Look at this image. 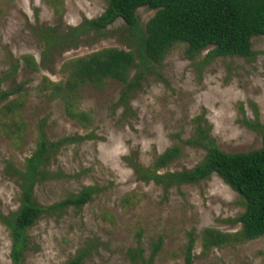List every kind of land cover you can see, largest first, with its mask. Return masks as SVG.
Returning <instances> with one entry per match:
<instances>
[{
  "label": "rangeland",
  "instance_id": "obj_1",
  "mask_svg": "<svg viewBox=\"0 0 264 264\" xmlns=\"http://www.w3.org/2000/svg\"><path fill=\"white\" fill-rule=\"evenodd\" d=\"M106 0H0V82L2 90L19 88L9 101L21 108L7 116L0 104V214L11 217L20 206V173L37 148L40 131L48 144L64 137L83 141L48 154L33 197L44 208L92 189L82 208L48 209L28 229L29 245L21 264H65L83 253V264H131L128 250L141 247L149 256L162 239L153 264H183L186 234L193 232V264H264V235L243 245L202 253L200 232L210 227L232 233L244 211L239 195L213 175L197 184L156 185L143 180L147 169L167 148L196 137V119L208 128L215 145L229 154L259 149L264 127V37L251 40L252 55L195 60L176 45L159 65L145 63L144 79L123 107L122 84L107 81L103 90L86 87L77 108L91 117L89 127L69 120L60 100L39 90L44 78L62 83V65L93 52L134 50L120 20L100 34L47 51L43 31L64 34L99 17ZM137 11L141 31L154 15ZM56 32V33H55ZM32 57L36 70L27 67ZM132 71L130 77L134 75ZM182 146V156L160 174L190 170L200 164L201 147ZM9 232L0 223V264H11Z\"/></svg>",
  "mask_w": 264,
  "mask_h": 264
},
{
  "label": "trees",
  "instance_id": "obj_2",
  "mask_svg": "<svg viewBox=\"0 0 264 264\" xmlns=\"http://www.w3.org/2000/svg\"><path fill=\"white\" fill-rule=\"evenodd\" d=\"M104 12L97 18L85 20L64 34H53V30L43 31L47 51L58 45L76 44V40L89 33L100 34L116 21L124 23L132 37L137 38L134 50L106 48L87 56L74 58L62 65L66 74L62 83H53L44 78L39 90L49 91L52 100H60L65 116L81 127H89L91 117L77 108L80 92L91 87L103 90L107 81L122 84L125 88L121 101L128 107V97L144 79V64L159 65L166 54L176 45H185L184 55L195 60L211 48L210 58L243 57L252 55L251 40L264 37V0H106ZM154 11V15L141 31L137 11L140 8ZM56 33V32H55ZM27 67L36 70L32 57H24ZM132 71L134 75L130 77ZM19 92V88L2 90L0 82V104L7 102L2 111L7 116L14 114L21 105L9 101ZM196 119V137L167 148L157 156L149 168L136 166L143 180L156 185L197 184L215 175L241 198L244 206L242 214L231 224L239 225V230L227 233L214 228H204L200 232L202 253L214 248L238 246L257 240L264 235V127L259 126L262 145L259 149L245 153L229 154L221 151L209 135L208 128ZM82 137H64L48 144L45 134L40 131L37 148L25 160L24 172L20 173V206L11 217L0 214V223L9 232L11 241V264H21L29 245L27 234L35 222L48 209L82 208L90 201L92 189H83L55 205L44 208L33 197L35 185L42 180L41 168L49 153L62 145L83 141ZM201 147L205 151L203 160L190 170L160 174L182 156V146ZM195 239L193 232L186 234V244L182 249L183 264H193ZM162 247V239L152 243L149 256H144L141 247L129 249L127 254L131 264H153ZM84 254L79 253L65 264H83Z\"/></svg>",
  "mask_w": 264,
  "mask_h": 264
}]
</instances>
